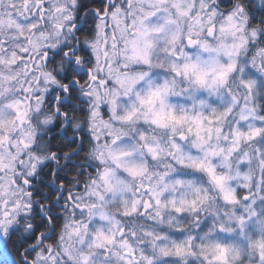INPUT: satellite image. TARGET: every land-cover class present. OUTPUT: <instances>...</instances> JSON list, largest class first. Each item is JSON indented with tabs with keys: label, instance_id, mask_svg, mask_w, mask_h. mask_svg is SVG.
Listing matches in <instances>:
<instances>
[{
	"label": "clouds",
	"instance_id": "9594fccd",
	"mask_svg": "<svg viewBox=\"0 0 264 264\" xmlns=\"http://www.w3.org/2000/svg\"><path fill=\"white\" fill-rule=\"evenodd\" d=\"M0 264H264V0H0Z\"/></svg>",
	"mask_w": 264,
	"mask_h": 264
}]
</instances>
